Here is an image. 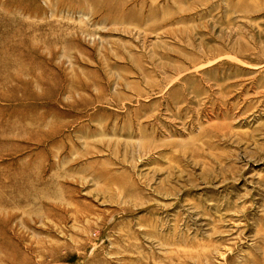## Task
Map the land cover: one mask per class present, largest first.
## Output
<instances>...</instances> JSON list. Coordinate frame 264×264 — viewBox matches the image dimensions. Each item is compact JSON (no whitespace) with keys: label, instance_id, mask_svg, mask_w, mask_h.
Returning <instances> with one entry per match:
<instances>
[{"label":"rangeland","instance_id":"rangeland-1","mask_svg":"<svg viewBox=\"0 0 264 264\" xmlns=\"http://www.w3.org/2000/svg\"><path fill=\"white\" fill-rule=\"evenodd\" d=\"M0 264H264V0H0Z\"/></svg>","mask_w":264,"mask_h":264}]
</instances>
